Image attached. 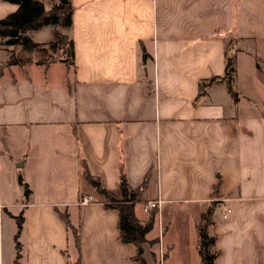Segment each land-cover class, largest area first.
Returning a JSON list of instances; mask_svg holds the SVG:
<instances>
[{"label":"crops","instance_id":"obj_1","mask_svg":"<svg viewBox=\"0 0 264 264\" xmlns=\"http://www.w3.org/2000/svg\"><path fill=\"white\" fill-rule=\"evenodd\" d=\"M68 1V28L0 39V264H137L117 212L84 179L118 200L119 172L130 191L147 175L139 221L158 203L145 264H198L196 225L212 202L213 264H264V0ZM18 9L0 0V21ZM55 33L70 65L50 48Z\"/></svg>","mask_w":264,"mask_h":264},{"label":"trees","instance_id":"obj_2","mask_svg":"<svg viewBox=\"0 0 264 264\" xmlns=\"http://www.w3.org/2000/svg\"><path fill=\"white\" fill-rule=\"evenodd\" d=\"M6 2L16 3L19 7L18 12L11 14L4 20L0 21V39L3 45L13 46L25 43V40L20 39V35L27 30H37L44 25L56 26L59 29L68 28L70 21L71 6L68 0H58V4L54 5L50 10H44L41 3L37 0H5ZM53 41L49 44L53 49L58 45L62 53V63L70 65L72 50L70 42L67 41L64 35L60 33L54 34ZM229 41L225 42L226 50ZM223 74L230 80L233 71V60L229 56L224 57ZM212 80V79H211ZM209 80L208 82H210ZM199 88L204 87V81L200 83ZM85 182L91 186L94 192L102 198V207L105 209H113L118 214L117 229L118 240L122 243L130 244L135 248V257L137 264H145L142 257L143 246L155 241H147L145 235L152 229L153 222L156 217V210L151 209L145 215L144 221H139L135 216L134 206L140 202V193L147 182V175L143 178L142 184L133 191L128 190L126 182L121 174L118 173V188L120 199L114 200L107 196L104 189L102 190L96 178L84 175ZM28 191L23 186V197H26ZM216 208L215 203H209L205 212L199 216L198 224L196 225V252L198 253V264H213V259L216 252L212 251L214 237L210 235V227L213 225L212 218ZM59 217L63 220L65 227L69 232L71 241L78 248L79 241L76 228L71 227L65 214L60 213ZM16 233L13 237L15 254H17L19 244L16 238L21 230L22 217L21 214L14 218ZM70 264H78V259Z\"/></svg>","mask_w":264,"mask_h":264},{"label":"built area","instance_id":"obj_3","mask_svg":"<svg viewBox=\"0 0 264 264\" xmlns=\"http://www.w3.org/2000/svg\"><path fill=\"white\" fill-rule=\"evenodd\" d=\"M92 201H93L92 197L84 196V197L79 198V200L77 201V204L79 206H84V205L89 204V202H92ZM157 204L158 203H156V202H148V203L144 204L141 209L143 210L144 213H147L151 209L156 210ZM229 213H230V209L226 206H222L221 219H226L228 217Z\"/></svg>","mask_w":264,"mask_h":264},{"label":"rangeland","instance_id":"obj_4","mask_svg":"<svg viewBox=\"0 0 264 264\" xmlns=\"http://www.w3.org/2000/svg\"><path fill=\"white\" fill-rule=\"evenodd\" d=\"M6 225V226H5ZM7 227V224H5V223H3V229H4V234H3V243H4V253H3V255H4V262H7L8 260H9V258H10V252H8V254H6V252H5V247L6 246H8V247H10V250H12L13 248L11 247V241H10V239H9V237H8V235L6 234V230H5V228ZM13 243V242H12ZM15 245V244H14ZM14 251H15V249H14Z\"/></svg>","mask_w":264,"mask_h":264}]
</instances>
